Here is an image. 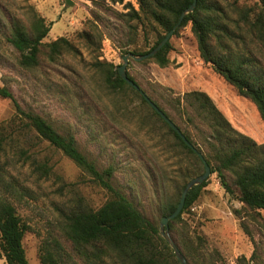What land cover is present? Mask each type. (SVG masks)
<instances>
[{"label":"rangeland","instance_id":"rangeland-1","mask_svg":"<svg viewBox=\"0 0 264 264\" xmlns=\"http://www.w3.org/2000/svg\"><path fill=\"white\" fill-rule=\"evenodd\" d=\"M36 1L38 9L31 0H0V87H6L22 109L38 114L62 135L72 136L99 171L112 168L113 187L160 232L165 206L178 201V192L201 168L138 97L126 89L115 92L106 87L103 69L108 67L101 65L121 66L125 52L147 51L158 29L146 23V30L140 31L139 20L124 6H111L106 0H71V6L66 0ZM205 1L225 12L231 27L239 23L244 45L257 51L242 19L246 13L249 19L258 13L259 0ZM33 11L50 25L44 44L65 38L74 51L49 61L42 48L38 65L24 69L8 38L13 22L30 29ZM169 42L166 67L132 59L126 65L145 94L183 131L193 133L182 98L191 91L203 92L235 130L264 144V124L254 105L201 60L191 25L179 28ZM13 112L11 101L0 98V122ZM197 141L202 143L200 138ZM33 157L46 163L49 172L39 177L27 166L21 171L28 194L15 206L29 227L22 240L28 264H41L43 243L59 252L53 247L57 243L64 264H121L114 256L92 259L79 254L60 230L65 214L78 206L100 208L109 199L107 192L46 142L33 150ZM207 180L194 205L172 229L163 231L165 238L161 232L159 236L180 252L182 243L198 248L204 264H264V210L251 211L240 203L229 176L232 196L216 174ZM154 244L163 250L158 237ZM0 264H7L1 253Z\"/></svg>","mask_w":264,"mask_h":264},{"label":"trees","instance_id":"trees-1","mask_svg":"<svg viewBox=\"0 0 264 264\" xmlns=\"http://www.w3.org/2000/svg\"><path fill=\"white\" fill-rule=\"evenodd\" d=\"M106 1H109L111 6H124L133 18L139 20L140 31L146 30V23L158 29L152 46L142 53H131L135 56L145 55L153 50L193 3V0ZM259 3V11L252 19H249V13L244 14L242 19L244 27L247 28H244L245 32L258 46L257 51L244 45V36L239 34V23L231 27L225 12L205 0H196L194 10L185 15L173 35L177 34L179 28L190 24L201 60L210 65L240 97L248 99L254 105L264 124V0H259ZM49 31L50 25L46 24L44 17L36 11H33L29 30H25L19 23H12L8 42L18 51L19 65L22 68L36 67L42 48H45L49 61H54L63 52L74 51L65 38L44 44L42 41ZM170 50L171 44L168 41L155 56L140 62L152 61L164 68L169 63ZM101 65L108 67L103 69L106 87L115 92L126 89L138 97L168 129L179 146L192 156L201 168L198 176L202 175L204 166L197 154L154 112L141 94L119 76V66L108 62ZM126 73L140 88L127 70ZM0 98L10 100L14 111L11 118L0 122V253L7 264H28L22 240L29 227L17 214L15 204L28 194V186L24 184L26 180L21 175L26 166L32 174L39 177H45L49 172L46 163H41L33 157V150L41 142H46L61 152L90 175L92 181L109 195V199L96 210L78 206L64 215L60 230L74 251L92 259L114 256L121 264H180L171 248L159 236V229L146 219L120 190L113 187L112 168L99 171L79 151L72 136L62 135L38 114L22 109L6 87H0ZM182 100L186 120L193 127V133L183 131L151 101L203 156L211 174H216L227 194L234 195L227 181L229 176L240 203L251 211L264 210V144H257L235 130L207 94L191 91L185 93ZM197 138L202 139V143L198 142ZM207 185L208 180L188 192L183 210L178 217L169 221L168 229H172L181 215L194 205ZM184 187L185 185L182 188ZM181 193L182 191L178 192L179 199L175 204L165 206L162 218L169 217L175 211ZM156 237L162 241L163 250L155 246ZM53 247H58L60 251H54L49 243L40 246L41 264H64L61 248L57 243H54ZM181 253L189 264H204L198 248L182 243Z\"/></svg>","mask_w":264,"mask_h":264},{"label":"water","instance_id":"water-1","mask_svg":"<svg viewBox=\"0 0 264 264\" xmlns=\"http://www.w3.org/2000/svg\"><path fill=\"white\" fill-rule=\"evenodd\" d=\"M66 3L68 5H72L73 3L71 2V0H66ZM196 6V0H193L192 5L186 10L184 11L180 18L179 21L177 22V24L174 26V28L168 32L166 34V36L164 37V39L153 49L151 50L149 53L145 54V55H141V56H135L133 54H127L125 56L122 57V61L123 64L121 66L118 67V73L119 76L132 88H134L136 91H138L141 96L144 98V100L147 102V104L154 110L155 113H157L159 115V117L179 136V138L184 142V144L186 146H188L189 148H191L193 150V152H195L197 154V156L200 158V160L203 163L204 166V172L202 175L197 176L196 178H193L192 180H190L184 187L182 193H181V197H180V201L175 209V211L169 216V217H164L161 219L160 222V232L161 235L163 236V238H165L166 235V231L168 229V222L170 220L175 219L176 217H178L181 213V211L184 208V204H185V200L187 197L188 192L194 188L195 186H199L201 185L203 182H205L208 177L211 175V170L209 165L206 163L205 159L203 158V156L198 153L196 151V149L190 144V142L185 138V136L182 134V132L177 128V126L158 108V106H156L149 98L148 96L132 81L128 78L127 73H126V65L129 62V59L135 60V61H142V60H146L149 59L153 56H155L164 46L165 44L170 40V38L172 37L174 31L180 26L183 18L185 17L186 14L191 13L194 8ZM165 231V232H163ZM167 240V239H165ZM174 255L176 257V259L178 260V262L180 264H188L187 260L185 259V257L181 254V252L179 251V249L172 243H169Z\"/></svg>","mask_w":264,"mask_h":264},{"label":"crops","instance_id":"crops-1","mask_svg":"<svg viewBox=\"0 0 264 264\" xmlns=\"http://www.w3.org/2000/svg\"><path fill=\"white\" fill-rule=\"evenodd\" d=\"M31 2L34 3L35 6H36V9H38V8H37V1H36V0H31ZM39 13H40V12H39ZM42 16H43V15H42ZM43 17H44V16H43ZM44 18H45V17H44Z\"/></svg>","mask_w":264,"mask_h":264}]
</instances>
